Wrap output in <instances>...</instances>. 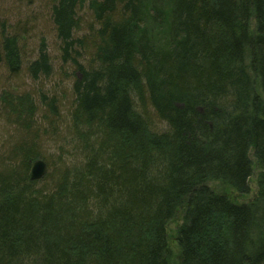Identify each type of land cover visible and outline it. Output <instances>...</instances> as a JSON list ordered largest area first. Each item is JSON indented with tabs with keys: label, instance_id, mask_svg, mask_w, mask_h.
I'll return each mask as SVG.
<instances>
[{
	"label": "trees",
	"instance_id": "obj_1",
	"mask_svg": "<svg viewBox=\"0 0 264 264\" xmlns=\"http://www.w3.org/2000/svg\"><path fill=\"white\" fill-rule=\"evenodd\" d=\"M51 1L83 155L49 190L30 178L33 144L0 163V264H172L176 217L177 264H264V0ZM19 39L0 38L11 74ZM27 65L34 79L51 71L43 49ZM1 101L22 128L55 116V99ZM254 167L255 195L235 202Z\"/></svg>",
	"mask_w": 264,
	"mask_h": 264
},
{
	"label": "rangeland",
	"instance_id": "obj_2",
	"mask_svg": "<svg viewBox=\"0 0 264 264\" xmlns=\"http://www.w3.org/2000/svg\"><path fill=\"white\" fill-rule=\"evenodd\" d=\"M51 8V0H0V38L7 34H15L18 38L20 37L19 44L22 54L21 70L16 74L8 73L0 62V163L6 165L8 162H13L8 158L15 153L14 148L17 144L25 142L33 144L38 153L35 160H41L45 165V174L37 180L36 186L48 190L55 186L58 176L66 168L78 164L83 155L77 145V140L71 133L69 118L73 81L66 76V73L73 72L75 66L70 60H62L60 41L56 37L51 20ZM78 15L82 30L76 33L89 37L90 32L96 26L95 20L85 7L81 8ZM252 21H254L253 17ZM91 28L92 30H90ZM40 49H43L48 55L51 71L48 76L39 74L38 78L34 79L27 72V64L37 58ZM80 53H85V51L80 50ZM6 92L30 93L36 100L42 97L46 101L55 99L53 114L55 116L49 112H47L48 116L43 113L35 114L30 119V125L26 128L6 123L8 117L6 109L4 106L3 109L1 108L3 105L1 97ZM44 104L43 102L41 105L38 103L41 110L44 109ZM148 111L150 115H154L151 107H148ZM160 124L158 119L154 121V127L160 129L163 127ZM252 153V150L248 153L251 160H253ZM33 161L30 163V168ZM253 169V175L249 179L248 194L242 195L230 191L229 195L235 202L248 203L255 195L257 190L256 168ZM214 190H217L215 184ZM178 219L179 217H176L166 227L168 242L174 251L172 264L178 262V250L174 237V230L180 223Z\"/></svg>",
	"mask_w": 264,
	"mask_h": 264
},
{
	"label": "water",
	"instance_id": "obj_3",
	"mask_svg": "<svg viewBox=\"0 0 264 264\" xmlns=\"http://www.w3.org/2000/svg\"><path fill=\"white\" fill-rule=\"evenodd\" d=\"M45 173V165L41 160H34L30 168V177L32 179H39Z\"/></svg>",
	"mask_w": 264,
	"mask_h": 264
},
{
	"label": "bare ground",
	"instance_id": "obj_4",
	"mask_svg": "<svg viewBox=\"0 0 264 264\" xmlns=\"http://www.w3.org/2000/svg\"><path fill=\"white\" fill-rule=\"evenodd\" d=\"M30 178H31V177H30ZM31 179H32V178H31ZM248 193H249V192H248ZM248 193H247V194H248ZM237 203H238V202H237Z\"/></svg>",
	"mask_w": 264,
	"mask_h": 264
}]
</instances>
